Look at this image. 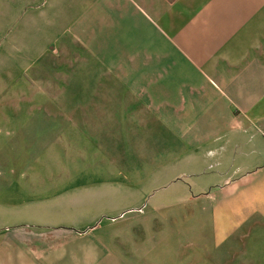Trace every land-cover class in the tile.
Here are the masks:
<instances>
[{
    "label": "crops",
    "instance_id": "1",
    "mask_svg": "<svg viewBox=\"0 0 264 264\" xmlns=\"http://www.w3.org/2000/svg\"><path fill=\"white\" fill-rule=\"evenodd\" d=\"M0 18L68 78L67 116L25 118L69 121L53 140L69 176L24 204L66 192L86 213L120 189L145 206L4 238L0 264H264V0H0Z\"/></svg>",
    "mask_w": 264,
    "mask_h": 264
},
{
    "label": "rangeland",
    "instance_id": "2",
    "mask_svg": "<svg viewBox=\"0 0 264 264\" xmlns=\"http://www.w3.org/2000/svg\"><path fill=\"white\" fill-rule=\"evenodd\" d=\"M13 25L0 36V247L4 238L13 240L9 244L13 247H18L21 238L26 237L35 244L37 226L82 227L72 219L78 207L68 208L66 192L55 199L51 198L54 200L52 205L50 198L49 205L46 202L24 204L27 194L33 199L44 191L65 185L69 176L67 171H62L63 162L66 164V151H61L63 145L54 146L53 141L60 130L69 131L70 126H64L69 121L57 119L41 123L25 118L51 112L49 106L53 101L59 104V110H55L67 116L68 78L47 76L46 67L39 69L37 63L23 59L19 51L20 44H14L18 40H10L7 45L8 40H4V36H13L18 23ZM31 49L35 50V47ZM49 62L43 61L39 66H46ZM76 97V101L84 104L85 101L81 99L83 94H76ZM20 117L24 118L11 119ZM77 128L82 131L85 126L78 124ZM54 150L60 156L54 155ZM114 152L115 149L109 150L111 154ZM105 190L98 197L101 199L95 198L99 201L87 206L89 211H79L85 219L82 225H92L94 222L91 218L101 214L102 217H116L131 208L137 209L130 212L145 211L144 205L130 202L120 189ZM14 255L10 249H0L1 262L13 259Z\"/></svg>",
    "mask_w": 264,
    "mask_h": 264
}]
</instances>
